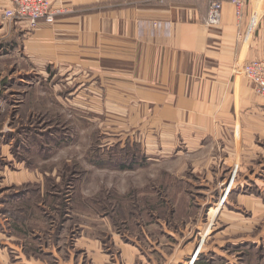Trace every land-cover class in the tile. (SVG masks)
Segmentation results:
<instances>
[{
    "label": "rangeland",
    "instance_id": "1",
    "mask_svg": "<svg viewBox=\"0 0 264 264\" xmlns=\"http://www.w3.org/2000/svg\"><path fill=\"white\" fill-rule=\"evenodd\" d=\"M102 81L0 53V264H264V164L144 130Z\"/></svg>",
    "mask_w": 264,
    "mask_h": 264
},
{
    "label": "crops",
    "instance_id": "2",
    "mask_svg": "<svg viewBox=\"0 0 264 264\" xmlns=\"http://www.w3.org/2000/svg\"><path fill=\"white\" fill-rule=\"evenodd\" d=\"M214 2L223 4L219 27L206 26ZM64 3L73 13L52 26L31 30L18 22L9 29L1 18L10 0H0V53L16 50L44 67L84 63L99 69L107 92H136V117L148 126L144 130L170 133L187 146L196 133L194 140L223 141L234 155L241 149L242 162L264 164V99L252 81L233 76L236 61L264 60V0H248L240 19L230 0ZM255 8L257 26L246 37ZM134 258L136 264H157L137 254L126 264Z\"/></svg>",
    "mask_w": 264,
    "mask_h": 264
},
{
    "label": "built area",
    "instance_id": "3",
    "mask_svg": "<svg viewBox=\"0 0 264 264\" xmlns=\"http://www.w3.org/2000/svg\"><path fill=\"white\" fill-rule=\"evenodd\" d=\"M248 0H230L235 8L237 18H242ZM73 13L64 0H10V6L2 15L4 23L13 27L16 23H26L31 30H36L41 24L54 25L58 19ZM223 18V4L214 2L210 5L206 26L219 27ZM259 19V12L252 10L251 21L246 37L252 35ZM245 37V40H246ZM235 78H246L255 85V93L264 99V60L236 61L233 67Z\"/></svg>",
    "mask_w": 264,
    "mask_h": 264
},
{
    "label": "bare ground",
    "instance_id": "4",
    "mask_svg": "<svg viewBox=\"0 0 264 264\" xmlns=\"http://www.w3.org/2000/svg\"><path fill=\"white\" fill-rule=\"evenodd\" d=\"M219 206H220V204H219ZM216 217V214L215 215H213V217H212V219H211V221L214 219Z\"/></svg>",
    "mask_w": 264,
    "mask_h": 264
}]
</instances>
